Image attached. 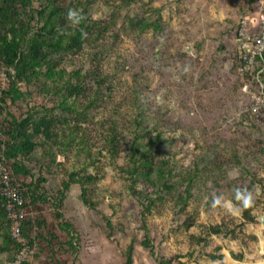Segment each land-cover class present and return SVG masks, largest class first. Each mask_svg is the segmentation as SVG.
Here are the masks:
<instances>
[{
	"label": "rangeland",
	"instance_id": "1",
	"mask_svg": "<svg viewBox=\"0 0 264 264\" xmlns=\"http://www.w3.org/2000/svg\"><path fill=\"white\" fill-rule=\"evenodd\" d=\"M260 1L0 0V157L35 264H264V72L235 64Z\"/></svg>",
	"mask_w": 264,
	"mask_h": 264
},
{
	"label": "built area",
	"instance_id": "2",
	"mask_svg": "<svg viewBox=\"0 0 264 264\" xmlns=\"http://www.w3.org/2000/svg\"><path fill=\"white\" fill-rule=\"evenodd\" d=\"M236 71L241 76H252L260 83L264 72V0L260 1L257 17L248 34L241 32L235 53ZM264 109V97L258 96L249 109L252 113ZM0 200L3 202L9 238L14 247L10 264H35V248L23 231L27 200L23 188L11 176L0 157Z\"/></svg>",
	"mask_w": 264,
	"mask_h": 264
},
{
	"label": "trees",
	"instance_id": "3",
	"mask_svg": "<svg viewBox=\"0 0 264 264\" xmlns=\"http://www.w3.org/2000/svg\"><path fill=\"white\" fill-rule=\"evenodd\" d=\"M0 16H3V11L2 9H0ZM17 56V55H15ZM103 77H99V80H102ZM79 92H80V87L78 88ZM142 137V134L140 133H135L134 137L132 139L131 145H130V155L131 158L134 162V164H137L135 167V174L138 178H141L145 181L146 184H151L152 183V174L155 173L158 177L163 176L164 174V169L163 167L159 166H155L151 167L150 165H146L144 161H148L150 159V143L147 146H144L142 148V143H140V138ZM1 201V200H0ZM1 205L3 207L4 210V206H3V202L1 201ZM5 213V210H4ZM23 231L26 234L25 230H24V223H23ZM27 235V234H26ZM10 239V238H9Z\"/></svg>",
	"mask_w": 264,
	"mask_h": 264
},
{
	"label": "water",
	"instance_id": "4",
	"mask_svg": "<svg viewBox=\"0 0 264 264\" xmlns=\"http://www.w3.org/2000/svg\"><path fill=\"white\" fill-rule=\"evenodd\" d=\"M189 51V49H187ZM259 221L264 225V216L259 217Z\"/></svg>",
	"mask_w": 264,
	"mask_h": 264
}]
</instances>
